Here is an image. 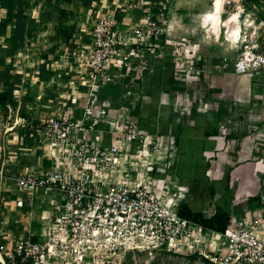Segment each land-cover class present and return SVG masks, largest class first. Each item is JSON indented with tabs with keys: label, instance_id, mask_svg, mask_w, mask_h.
Segmentation results:
<instances>
[{
	"label": "built area",
	"instance_id": "1",
	"mask_svg": "<svg viewBox=\"0 0 264 264\" xmlns=\"http://www.w3.org/2000/svg\"><path fill=\"white\" fill-rule=\"evenodd\" d=\"M157 4L155 12L151 2H145L143 16L125 28L114 12H106L90 23L87 36L70 50L80 84L87 88L80 95L85 99L81 115L68 105L29 123L41 141L56 145L54 166L43 172H20L8 180L0 176V202L11 187L22 192L44 188L57 199L51 202L49 218L40 220L39 231H25L8 247L9 253L0 252L3 264L4 255L9 264H112L109 258L131 250L197 254L210 264H264V191L257 206L241 217L231 216L226 228L217 231L181 214L180 195L188 187H181L175 178L155 177L173 167L176 135L169 133L166 143L164 134L151 133L141 125L133 101L142 93L132 84L161 64L172 41L161 27L170 0ZM224 33L231 37L232 29L226 26ZM241 37L244 49H237L233 71L263 70L264 52L252 36L243 33ZM228 62L222 57L220 68L225 70ZM183 68L176 62V71ZM179 74L177 84L185 79L183 72ZM110 84L123 87L117 103L102 92ZM174 93L172 104L181 110L184 95ZM194 95L203 107L206 96ZM159 153L162 161L146 164L140 174L137 167L144 166L143 157ZM122 158L126 167L112 175L110 169ZM98 170L105 172L96 175ZM15 204L22 208L26 201L19 196ZM215 212L203 211L207 216ZM0 247L5 251L1 243Z\"/></svg>",
	"mask_w": 264,
	"mask_h": 264
},
{
	"label": "crops",
	"instance_id": "2",
	"mask_svg": "<svg viewBox=\"0 0 264 264\" xmlns=\"http://www.w3.org/2000/svg\"><path fill=\"white\" fill-rule=\"evenodd\" d=\"M43 1L33 0L29 8L33 23L38 28L45 19L43 11L52 12L45 16L57 17L54 21L60 22L68 20L65 16L73 15L67 12L80 7L83 11L88 10L85 16L90 23L110 11L115 13L123 28L139 21L145 2H151L153 11H158V0H91L88 4L83 0H47L45 4ZM51 6L53 9L48 8ZM225 7L223 2L221 21L227 20L232 13ZM246 8L247 5H244ZM0 10L2 19L6 9L1 6ZM186 19L189 17L183 16L177 23L185 24ZM207 21L210 20L204 16L192 46L188 44L185 30H180L181 41H184L180 46L181 55L188 56L182 63L186 77L183 79L184 99L180 103L185 107L180 110L179 106L172 104L175 83L172 84L169 77L161 79L160 72L173 61L167 55L162 59V65L153 66L147 72L141 85L142 90L143 87L144 90L150 89L151 94H143L140 90L142 96L133 102L138 105L137 115L141 125L149 132L164 134L166 143L169 133L176 135L178 151L173 164L175 168L166 173H156L155 177L175 178L181 187H188L189 191L180 197L194 211L225 210L231 216L241 217L249 208L258 205L257 198L264 191V69L255 73H235L232 61L237 49L231 44L235 39L224 36L221 40V25L219 30L212 25L213 30L207 32L205 28L210 24ZM235 23V20L232 21L231 26H236ZM75 28L77 31L69 39L76 38L75 42H78L86 36L79 26ZM70 33L66 31V37H70ZM43 35L40 30L32 38L38 40ZM58 37L66 38L63 34ZM6 40L11 45L0 46V58H3L0 61V74H3L0 90L8 89L11 100L6 104L0 103V108L4 109H0V176L3 180L20 172H43L56 162V145L41 141L30 129V121L43 119L68 105L74 106L75 114L81 115L85 104V99L80 96L85 91V85L80 84L82 80L76 67L56 64L46 57L29 62L31 58H26L28 54L35 53L38 57V52L43 56L55 55L51 50L41 52L38 47L21 46L12 27L9 34H5ZM10 48L12 51L8 56ZM222 57H227L229 61L225 70L220 68ZM60 87H63L62 90ZM192 88L196 89L190 96ZM195 92L206 96L203 107L199 105ZM12 105V111H7L6 106L12 108ZM19 111H22L21 118L14 119ZM10 116L12 121H9ZM3 118H8L6 124ZM41 189L45 194L50 193L44 188L23 192L29 200L28 208L20 212L22 219L19 224L24 231L31 230L36 223L34 217L38 214L32 208L33 197L37 198ZM19 192L22 191L16 187H11L8 192L13 195L9 202L16 210L20 209L15 204L16 198L21 197ZM191 201L199 208H193Z\"/></svg>",
	"mask_w": 264,
	"mask_h": 264
},
{
	"label": "rangeland",
	"instance_id": "3",
	"mask_svg": "<svg viewBox=\"0 0 264 264\" xmlns=\"http://www.w3.org/2000/svg\"><path fill=\"white\" fill-rule=\"evenodd\" d=\"M26 0H22L19 2L18 0H14V4H25ZM47 1V0H44ZM43 3L45 4V2ZM172 3H170L167 14H166V22L162 23L161 27L164 31V34H168L170 36L171 44L170 47L167 50V56L172 57V67L171 68H165L163 69V74L160 72L161 79H164L165 77H169L173 83H178V81L175 80L176 76H180L179 72H185V70H178L175 69L176 62L185 63V59L188 58L186 55H181L182 51H180V46L184 43V41H181V32L180 30H185L186 35H188V44L191 46L193 45V40L195 39L196 32H200L199 25L201 21L203 20V17L205 16V13L208 10H212V1L213 0H170ZM224 4L226 5L225 9L228 12H237L238 17L237 21H235V25L239 26V35L238 38L235 39L234 43H231L238 51L241 49H244V42L241 36H243V33H247L249 36H252V41L259 47L264 46V21L261 20L258 16V13L260 11H263V7L253 3L250 0H247V2L251 5L250 7L244 9V5H246L245 0H223ZM158 6V4H157ZM1 8V5H0ZM49 9L52 8L48 7ZM96 8V7H95ZM94 8V9H95ZM53 9V8H52ZM55 10V9H54ZM1 12V10H0ZM3 12V11H2ZM29 13V7L26 8V11L24 13ZM55 12V11H54ZM88 10L83 11L80 7L74 8L67 12L68 14H73L71 17L68 15L65 16L68 20L66 21H54L57 17H47L45 16L46 13L51 14L50 11H43L42 15L45 17L43 25L40 26L39 31L41 30L44 33V37H41L38 40H35L31 38L29 42L30 47H38L40 48L41 52H45L47 50H51L55 56H43L40 52H38L39 57L33 53L28 54V57L31 58L29 62H32L33 60H38L41 58H47L50 62L54 61L56 64H61L63 66H73L76 67L73 63V58L71 54V49H73L76 46V38L75 39H69L73 38L76 30V26H79L80 29L83 30V33L86 30H89V19L87 20ZM2 19L0 15V20H2L0 23V46H10V41H5V34H9V29L12 27V23L8 21V16H6L3 13ZM156 18H158V15H155ZM183 16L189 17V19L184 20L185 24H178L177 21ZM92 21V20H91ZM187 22V23H186ZM210 23V21H207ZM225 21L221 22V31H220V38L221 40H224L225 36V28L226 25L224 24ZM252 23V24H251ZM47 24V26H45ZM77 24V25H76ZM177 24V25H175ZM211 24V23H210ZM208 25L205 30L211 31L213 30L211 28V25ZM257 25H259V28L257 29ZM198 26V27H197ZM229 27V25H227ZM230 25L229 28L233 29ZM67 28V29H66ZM65 31L71 32L70 37H66ZM47 33V34H45ZM64 35L66 38L63 39V37H58V35ZM84 36H87L86 33H84ZM184 37V35H183ZM7 39V37H6ZM82 39V38H81ZM3 44V45H2ZM173 46V47H171ZM4 48V47H3ZM1 50V47H0ZM71 50V51H70ZM183 50V49H182ZM174 52V53H172ZM238 53V52H237ZM1 57V56H0ZM190 60V59H189ZM0 61H3V58H0ZM34 61V62H35ZM28 62V61H27ZM171 65V64H170ZM77 68V67H76ZM186 73V72H185ZM0 74V78H1ZM184 77H186L184 75ZM65 81V80H63ZM175 86V85H174ZM173 86V87H174ZM62 90L63 87H60ZM66 88V87H65ZM174 90H177V95L182 97L185 94V82L183 83V80L180 84H177V86L174 87ZM85 86V90H86ZM196 88H194L195 90ZM191 90L194 91L193 88ZM193 90V91H192ZM175 95V93H172ZM1 107V106H0ZM14 106L12 105V108L6 106L7 111H12ZM2 111H4L3 108H0ZM22 111H19V113H16L14 119L21 118ZM11 116L9 117V121L11 120ZM13 119V118H12ZM1 120V118H0ZM4 124L8 121V118H3ZM76 163V162H75ZM121 164H116L115 168H111L110 171L112 172V175L119 174V171L121 169ZM133 168V167H130ZM147 166H142L139 164L137 167V170H145ZM175 167L170 168L169 170H174ZM79 169V168H77ZM81 170V169H79ZM105 170H98L95 174L100 175L103 174ZM130 173L133 174V176L136 175V172L133 171V169H130ZM19 191V190H18ZM21 193V196L25 199L26 205L18 210L15 209V207L10 204L9 200L13 198L12 194L4 193L3 198H5L4 202H0V243L3 245V247H6L5 251L4 248L0 247V252L9 253L10 250L8 247H12V244L15 239H18L22 236V234H25L24 228L20 226L19 222L22 219V216L20 212L22 210H26L28 208L27 201L28 198L23 192ZM39 195L37 198L33 197V204L32 208L36 210V213L38 215H35L34 220H36V223L33 225L32 230L39 231L41 228V222L42 219H48L50 216V209L52 208V204L50 203V200L52 198L57 199L56 195H53V192L50 193H44L43 189L40 190V192L37 194ZM190 205L193 208H199L194 202L191 201ZM28 220V219H27ZM4 259L6 261V264H9L10 261L7 260V258L4 255ZM112 260V264H210L209 262H206L198 257L197 254H182V253H173V252H167V251H154L151 252L149 250H131L127 251L126 253H123L119 257L113 256L109 258ZM0 264H3L0 259Z\"/></svg>",
	"mask_w": 264,
	"mask_h": 264
},
{
	"label": "trees",
	"instance_id": "4",
	"mask_svg": "<svg viewBox=\"0 0 264 264\" xmlns=\"http://www.w3.org/2000/svg\"><path fill=\"white\" fill-rule=\"evenodd\" d=\"M21 2L22 0H18ZM33 0H26L25 4H14V0H0V5L6 9V16H8V21H10L13 25L12 28L14 30V36L17 40V43L21 46H27L29 45L30 39L37 35L39 32V28L36 26L35 23H33V19L31 18V12L28 14L24 11H26V8H31ZM246 1L247 7H250L251 5ZM253 3H256L263 7V11H260L258 13V16L261 17L264 20V4L261 2V0H250ZM85 4H88L91 2V0H83ZM250 5V6H249ZM66 33V31L64 32ZM164 39V35L162 36ZM259 51L263 52V46L258 47ZM162 64H158L156 66H160ZM171 65H167V68H171ZM147 74V73H146ZM3 75V74H2ZM146 76V75H145ZM145 76L141 80H137L132 84V88L141 90L143 94H151L150 89H145L142 86ZM3 77V76H2ZM172 82V81H171ZM158 87V85H157ZM123 89L121 84H110L102 89V92L110 95L112 97V100L117 103L118 96ZM154 92V91H153ZM11 100L10 91L8 89L6 90H0V103L6 104L8 101ZM134 113H138V105L134 107ZM259 201V198H257ZM259 204V203H258ZM181 214L192 218L196 220L197 222L203 224L204 226L208 228H212L217 231H223L227 224L229 223V220L231 218V215L226 212L225 210H217L213 215L207 216L202 211H194L192 210L186 202L183 201L182 206L180 207Z\"/></svg>",
	"mask_w": 264,
	"mask_h": 264
},
{
	"label": "bare ground",
	"instance_id": "5",
	"mask_svg": "<svg viewBox=\"0 0 264 264\" xmlns=\"http://www.w3.org/2000/svg\"><path fill=\"white\" fill-rule=\"evenodd\" d=\"M223 3V0H213L212 1V10H208L205 13V17L210 20V23L212 22L213 27L216 30H219V26L221 25V18H220V9H221V5ZM3 11V10H2ZM237 17H238V13L237 12H232L229 16V18L227 20H225L224 24L227 26L231 25L232 21H237ZM252 24V23H251ZM259 28V25H257V29ZM232 29V28H231ZM239 26L236 25L235 27H233L232 29V38L237 39L238 35H239ZM12 49L10 48L7 51V55L9 56L11 53ZM164 148H161V150H163ZM143 160L145 161L144 166L146 167V164L148 163H153V162H161L162 161V153L159 154H154V157L149 156V157H143ZM125 159L122 158L119 160V164H121L122 167H126L125 163H124ZM122 169V168H121ZM142 170H140V174H142ZM142 180V179H141Z\"/></svg>",
	"mask_w": 264,
	"mask_h": 264
}]
</instances>
